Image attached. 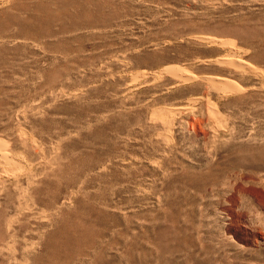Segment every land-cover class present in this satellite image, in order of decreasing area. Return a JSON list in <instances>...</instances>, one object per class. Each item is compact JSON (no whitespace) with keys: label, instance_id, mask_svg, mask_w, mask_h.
I'll use <instances>...</instances> for the list:
<instances>
[{"label":"rangeland","instance_id":"1","mask_svg":"<svg viewBox=\"0 0 264 264\" xmlns=\"http://www.w3.org/2000/svg\"><path fill=\"white\" fill-rule=\"evenodd\" d=\"M0 264H264V0H0Z\"/></svg>","mask_w":264,"mask_h":264},{"label":"bare ground","instance_id":"2","mask_svg":"<svg viewBox=\"0 0 264 264\" xmlns=\"http://www.w3.org/2000/svg\"><path fill=\"white\" fill-rule=\"evenodd\" d=\"M5 1V0H4ZM9 1V0H8ZM7 3V2H6ZM12 5V4H11ZM10 7V6H9ZM208 40H210V39H208ZM227 62H230V61H227ZM233 62V61H232ZM235 62L237 63L236 65H242V63L241 62H239V61H236L235 60ZM167 71H169V72H171V73H173V74H177L178 73V71H180V69H178V68H167ZM184 75V74H183ZM207 79H209V78H207ZM211 81H217V84H218V82L220 83V84H222V86L224 87V88H226V90L228 89V90H230L231 92H233L234 93V91L236 92V91H241L240 89L241 88H238L234 83H233V81H230V80H226V79H210ZM212 83V82H211ZM215 83V82H214ZM168 110H166V112H167ZM152 113H153V115H158V117L159 118H161V120H163V122L165 123V122H170L171 123V116H169L168 114H165V112H164V109L163 108H156V109H154L153 111H152ZM157 117V116H156ZM171 120V121H170ZM221 122V121H220ZM221 125V128H224L223 130L226 132H229L230 131V129L228 128V125H226L225 124V122H222V123H220ZM221 131V130H220ZM222 132V131H221ZM2 156V155H1ZM4 158L3 159H5V161L6 162H8L9 161V157L7 156V155H5L4 154V156H3ZM11 160V159H10ZM4 161V160H3ZM10 164V163H9ZM13 165H14V163H13ZM101 166H103V164H101ZM102 169V168H101ZM31 171V170H30ZM16 173V172H15ZM30 179H31V177L29 176H27V180L28 181H30ZM65 202V200L63 199V200H61L60 202H58L59 204L57 205H54V208H56L57 210H58V208H60V207H62V205L63 204H65L64 203ZM64 206V205H63ZM19 209V208H18ZM30 210V209H29Z\"/></svg>","mask_w":264,"mask_h":264}]
</instances>
